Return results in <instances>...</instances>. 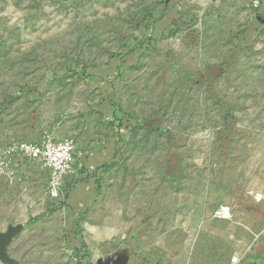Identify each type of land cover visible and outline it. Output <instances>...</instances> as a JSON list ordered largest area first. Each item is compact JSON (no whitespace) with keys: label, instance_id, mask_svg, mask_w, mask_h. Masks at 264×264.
<instances>
[{"label":"rangeland","instance_id":"374dc122","mask_svg":"<svg viewBox=\"0 0 264 264\" xmlns=\"http://www.w3.org/2000/svg\"><path fill=\"white\" fill-rule=\"evenodd\" d=\"M183 1L153 40L167 0H0V151L75 144L57 197L20 156L0 180V233L24 226L0 264H264V2Z\"/></svg>","mask_w":264,"mask_h":264},{"label":"built area","instance_id":"2783aa9c","mask_svg":"<svg viewBox=\"0 0 264 264\" xmlns=\"http://www.w3.org/2000/svg\"><path fill=\"white\" fill-rule=\"evenodd\" d=\"M264 0H251L253 9L259 10ZM75 144L69 138L55 139L47 136L40 142H17L5 150L0 151V180L13 184L16 181L14 158L17 156L25 160L36 162L48 174V190L51 196L57 197L65 180L73 172L75 164ZM229 215L227 209L217 213L219 218L225 219ZM238 258H233L236 263Z\"/></svg>","mask_w":264,"mask_h":264},{"label":"crops","instance_id":"0c3cea01","mask_svg":"<svg viewBox=\"0 0 264 264\" xmlns=\"http://www.w3.org/2000/svg\"><path fill=\"white\" fill-rule=\"evenodd\" d=\"M183 0H167V3L162 5L161 9V15L163 16L162 24L158 27H148V28H140L138 35L141 39H147L152 38L153 40L156 39L162 32L170 31L171 27L168 25L166 21L169 22V20H172L173 18H181L182 17V3ZM136 45V49L131 53V57L134 60H137L140 53L142 52V46L141 44H137V42H134ZM113 75V74H112ZM111 77V76H110ZM110 80L107 79L101 86L104 88L105 91L109 92L110 88ZM106 108V110H103V114L105 117L109 116V109ZM125 133V134H124ZM128 129L127 127L121 128V129H114V131L111 133V136L106 139V141L99 144V146H94V149L90 152H87L84 161L86 168L91 169H98L100 166L105 165L106 163L110 162L113 158V155L115 154V150L119 147L120 144V137L123 135H127ZM15 160V159H14ZM83 188H79L78 190L73 189V193L69 196V200L66 201L67 206H65V210H70L72 213L75 214L76 218L78 217V213L82 210L84 205V195L85 192L83 191Z\"/></svg>","mask_w":264,"mask_h":264},{"label":"water","instance_id":"95a60500","mask_svg":"<svg viewBox=\"0 0 264 264\" xmlns=\"http://www.w3.org/2000/svg\"><path fill=\"white\" fill-rule=\"evenodd\" d=\"M23 224H18L14 227L9 228L5 233H0V258H6L7 246L16 238L23 230ZM124 264H127V260Z\"/></svg>","mask_w":264,"mask_h":264}]
</instances>
